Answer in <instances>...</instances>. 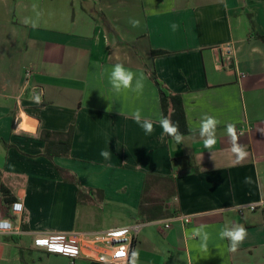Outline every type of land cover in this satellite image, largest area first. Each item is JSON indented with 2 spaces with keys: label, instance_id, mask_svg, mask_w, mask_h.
Returning <instances> with one entry per match:
<instances>
[{
  "label": "crops",
  "instance_id": "0c3cea01",
  "mask_svg": "<svg viewBox=\"0 0 264 264\" xmlns=\"http://www.w3.org/2000/svg\"><path fill=\"white\" fill-rule=\"evenodd\" d=\"M116 63L143 78L142 94L113 92ZM152 73L183 99L190 133L180 144L158 123ZM137 108L151 135L132 119ZM205 115L220 121L211 149L199 134ZM228 123L247 151L239 162ZM71 126L70 156H44L43 132ZM0 181V202L10 193L25 207L13 218L22 233L0 236V264H73L47 252L50 234L137 222L138 264H264V210L239 211L264 201V0H0ZM236 224L247 237L230 252L218 234ZM201 227L207 250L193 235Z\"/></svg>",
  "mask_w": 264,
  "mask_h": 264
},
{
  "label": "built area",
  "instance_id": "2783aa9c",
  "mask_svg": "<svg viewBox=\"0 0 264 264\" xmlns=\"http://www.w3.org/2000/svg\"><path fill=\"white\" fill-rule=\"evenodd\" d=\"M223 52L224 60H221V65L229 68L235 53L234 45L225 44ZM30 75L31 72L27 71V76ZM244 209L250 212L264 210V201L249 204L240 208L239 211L243 213ZM24 210V204L17 201L11 206V219L0 217V236H16L22 233L21 229L14 226L13 218L22 216ZM177 219L182 220L184 224L191 222L189 217L182 216H175L172 220ZM145 225V223L137 222L105 232L50 234L51 243L46 250L48 253L69 258L73 264L81 259L103 264H131V253L136 249L140 232ZM170 227L168 223L166 228Z\"/></svg>",
  "mask_w": 264,
  "mask_h": 264
},
{
  "label": "clouds",
  "instance_id": "9594fccd",
  "mask_svg": "<svg viewBox=\"0 0 264 264\" xmlns=\"http://www.w3.org/2000/svg\"><path fill=\"white\" fill-rule=\"evenodd\" d=\"M171 11V9H169ZM153 14H156L153 12ZM133 27L139 26L138 20H130ZM173 31L177 30L179 27L177 24L173 23L171 25ZM109 83L114 93L119 94L121 92L132 91L136 94H142L144 90L143 78H138L134 72L127 69L123 63H116L112 66L109 73ZM43 91L34 93L32 99L36 104L42 103ZM132 119L138 124L144 131L146 135H151L154 131L153 122L142 115L141 109L137 108L132 113ZM163 133L172 139L177 144L182 143L184 136L179 131V125L174 123L170 118L162 116L158 121ZM220 124V121L211 115H205L202 117L200 122L199 134L203 140L204 147L211 149L216 144V129ZM226 132L229 137H231L232 148L231 151L235 154L237 161H242L247 156V151L240 145L238 141V135L236 131L235 124L228 123L226 125ZM100 155L104 159H110L112 152L109 149L101 150ZM245 183L250 182V178H245ZM194 236H198L201 241V247L207 250V241L209 239V234L203 229V227L197 229L193 233ZM219 238L221 240H226L229 242L228 251L236 252L239 245L247 237V230L242 224H236L234 226L225 225L219 231ZM139 253L135 250L131 253V264H138Z\"/></svg>",
  "mask_w": 264,
  "mask_h": 264
},
{
  "label": "trees",
  "instance_id": "16d2710c",
  "mask_svg": "<svg viewBox=\"0 0 264 264\" xmlns=\"http://www.w3.org/2000/svg\"><path fill=\"white\" fill-rule=\"evenodd\" d=\"M104 25L106 29L110 32H114L111 28L107 19L102 16ZM152 80L159 90L161 107L164 117L170 118L174 123L179 125V131L183 136L190 133L188 122L186 118V112L184 108V103L181 95L172 92L162 81H160L155 73H152ZM75 133V126H71L66 133H52L43 132L41 138L47 142V151L44 156L48 159L53 160L55 157H66L68 158L71 153L73 139ZM58 138L57 140L54 138ZM169 137V136H168ZM172 139L171 137H169ZM179 159H174V163H178ZM58 171L64 172L62 168L57 167ZM0 191L5 193L7 191L6 186L2 181H0ZM6 199L4 202H0V217L1 218H12L11 206L13 203L17 202L18 199L11 195L6 194Z\"/></svg>",
  "mask_w": 264,
  "mask_h": 264
},
{
  "label": "snow or ice",
  "instance_id": "6c2138e0",
  "mask_svg": "<svg viewBox=\"0 0 264 264\" xmlns=\"http://www.w3.org/2000/svg\"><path fill=\"white\" fill-rule=\"evenodd\" d=\"M41 243H43V242H41Z\"/></svg>",
  "mask_w": 264,
  "mask_h": 264
}]
</instances>
